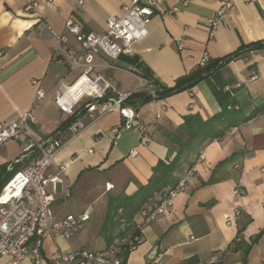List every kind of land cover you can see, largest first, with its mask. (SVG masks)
<instances>
[{
	"label": "crops",
	"instance_id": "1",
	"mask_svg": "<svg viewBox=\"0 0 264 264\" xmlns=\"http://www.w3.org/2000/svg\"><path fill=\"white\" fill-rule=\"evenodd\" d=\"M32 1L37 6L27 10L28 0H0V124L11 123L34 107L37 121L30 128L37 140H45L69 120L54 100L58 80L71 82L75 78L53 56L56 38L66 33V19L73 17L84 30L102 31L110 17L121 15L127 0H84L78 12L77 0ZM225 1L190 0L182 7L180 0H167L165 12L175 7L181 11L156 16L149 36L135 43L129 54L121 55L115 61L117 68L108 67V59L97 55L96 72L111 84L115 95L161 93L194 71L204 55L220 60L242 47L263 42L264 0H233V8L210 36L208 20ZM69 41L71 47L79 48L76 38L69 35ZM221 74L231 81L240 119L264 104V49L232 60ZM139 77L149 81L146 89H137ZM39 88L46 96L37 102ZM221 110L208 83L202 81L162 99L151 97L139 109V121L147 126L142 132L130 129L113 134L122 123L118 113L96 121L85 118L87 127L67 141L55 159L56 165L64 168L69 195L65 198L59 190L54 213L61 218L90 210L91 220L100 217L101 231L113 212L108 226L115 227L111 237L116 243L128 225L121 217L122 210L115 213L114 208L123 197L134 195L147 184L159 161L174 159L177 149L173 151L170 135L180 133L185 138L180 127L187 115L208 120ZM200 151L205 159L196 164ZM21 153L16 141L5 143L0 148V173ZM193 165L196 171L189 189L176 197L165 215L143 229L142 243L130 252L125 264H264V111L183 157L175 178ZM106 183L114 188L107 191ZM237 188L243 194L236 195ZM235 208L241 215L229 226L227 220ZM76 236L47 238L40 264H54V255L60 250L84 249L76 243L77 248L72 249L71 240ZM108 247L106 240V247L95 251ZM214 258L217 261L212 263ZM1 264L12 262L6 259ZM21 264L34 263L27 258Z\"/></svg>",
	"mask_w": 264,
	"mask_h": 264
},
{
	"label": "built area",
	"instance_id": "2",
	"mask_svg": "<svg viewBox=\"0 0 264 264\" xmlns=\"http://www.w3.org/2000/svg\"><path fill=\"white\" fill-rule=\"evenodd\" d=\"M167 0H127L120 16H112L107 20L102 31H88L77 24L73 17L65 21V31L56 38L53 47L55 60L65 65L69 73H74L71 82L60 78L56 86L55 103L69 117V124L45 140H37L30 128L37 121L34 107L11 122L0 124V148L9 141L19 143L22 153L18 160L6 167L10 175L0 191V264L10 259L12 264H21L31 258L34 264L43 261V246L47 238L71 239L79 234L91 220L90 210L80 214H69L59 217L53 211L55 195L62 191L65 198L69 195L66 185L64 168L58 167L55 159L67 141L83 131L87 124L85 118L96 121L101 117L118 113L122 118L120 126L113 129V134L120 131L138 129L145 131L147 126L139 121L137 104H132L134 91L124 95H115L111 84L96 72L98 64L96 56L103 55L109 61L108 67L117 68L115 61L124 54H129L135 43L144 41L150 34L152 20L162 13H179L180 7L163 9ZM186 7L190 0H180ZM253 2L255 0H245ZM49 4L53 0H48ZM84 0H77L76 12ZM37 3L28 0L26 9L30 10ZM233 8V0L223 2L214 17L208 20L210 36L219 27L223 19ZM69 35L76 38L79 48L70 45ZM179 44V49L183 50ZM3 52L0 51V57ZM208 55L199 61L204 67L209 62ZM137 89H146L149 81L138 78ZM34 85L38 82L34 81ZM229 90V87L226 88ZM148 94L155 96V92ZM46 93L42 89L36 92V100L40 102ZM134 153V152H133ZM132 153V154H133ZM200 152L196 164L204 160ZM26 164L22 169L17 166ZM195 164V165H196ZM191 166L183 174L177 184L167 189L153 203H148L138 212L134 229L141 230L165 215L173 206L176 197L189 189V182L194 178L196 166ZM56 168L54 173L51 168ZM264 173V167L261 170ZM114 188L112 183H106V190ZM236 195L243 192L235 189ZM241 211L233 210L227 220V225H235ZM143 241L141 235L130 232L119 238L115 244L105 251H94L87 248L63 252L54 255V264H123L119 255L121 246H128L129 251L135 250ZM240 239H237V242ZM217 258L212 259V263Z\"/></svg>",
	"mask_w": 264,
	"mask_h": 264
},
{
	"label": "trees",
	"instance_id": "3",
	"mask_svg": "<svg viewBox=\"0 0 264 264\" xmlns=\"http://www.w3.org/2000/svg\"><path fill=\"white\" fill-rule=\"evenodd\" d=\"M264 49V41L252 43L246 47H242L239 51L229 55L220 60H209L204 66L198 65L197 68L190 74L185 75L178 79L176 85L172 88H168L161 93H155V96L139 92L134 93L131 103L137 104L138 107L145 105L151 97H157L162 99L165 96L177 94L183 90H190L198 83L206 81L215 96L217 102L221 106L222 110L219 114L213 116L208 120H203L199 115H187L184 118V123L180 127V132L185 136H181L180 133L171 134V139L174 143L173 151L177 149V154L172 161L169 163L165 161H159L158 164L153 168V174L148 180L146 185H143L138 191L129 197H123V200L116 204L114 212L122 210L121 217L125 219L127 223L126 229L119 235H124L134 232V235H141L142 231L134 229V219L138 212L148 203L156 201L162 193L167 189L174 187L179 178H175V172L179 166V163L183 157H188L189 154L195 151H199L205 143L212 142L213 140L223 137L231 128L236 127L241 122L250 120L258 112L264 111V104L257 107L249 116L243 119L239 118V114L236 111L238 101L235 97V91L231 88V81L223 78L221 69L234 59H238L247 52ZM229 87V90L226 88ZM70 120L66 121L60 129H63L68 125ZM201 152V151H200ZM5 176V179L3 177ZM9 174L6 168L1 169L0 173V191L3 185L8 181ZM114 214V213H113ZM113 220L112 217L107 219L102 232L106 236L107 244L109 247L114 243L113 237L108 236V224ZM264 233V230L262 231ZM119 255L123 258V264H125L130 251L128 246H121Z\"/></svg>",
	"mask_w": 264,
	"mask_h": 264
},
{
	"label": "rangeland",
	"instance_id": "4",
	"mask_svg": "<svg viewBox=\"0 0 264 264\" xmlns=\"http://www.w3.org/2000/svg\"><path fill=\"white\" fill-rule=\"evenodd\" d=\"M5 179V176L2 180ZM58 202L54 203V207L58 206ZM68 204L71 205V199H69ZM113 213V212H112ZM112 213L110 214V218L112 217ZM100 217L96 216L93 218L85 227V229L76 236L73 240H71V244L73 245L76 243L78 246L83 245V247L88 248L90 250H103L106 247V236L100 231ZM108 235L112 236L115 234L116 230L114 226H108ZM75 245V244H74ZM77 246L75 245L72 249H76Z\"/></svg>",
	"mask_w": 264,
	"mask_h": 264
}]
</instances>
